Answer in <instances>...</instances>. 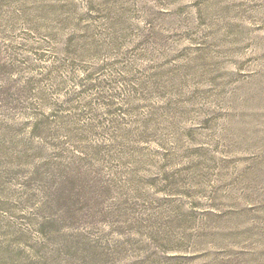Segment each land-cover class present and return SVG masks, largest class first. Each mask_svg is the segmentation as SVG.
Returning a JSON list of instances; mask_svg holds the SVG:
<instances>
[{"label": "rangeland", "instance_id": "1", "mask_svg": "<svg viewBox=\"0 0 264 264\" xmlns=\"http://www.w3.org/2000/svg\"><path fill=\"white\" fill-rule=\"evenodd\" d=\"M0 264H264V0H0Z\"/></svg>", "mask_w": 264, "mask_h": 264}, {"label": "trees", "instance_id": "2", "mask_svg": "<svg viewBox=\"0 0 264 264\" xmlns=\"http://www.w3.org/2000/svg\"><path fill=\"white\" fill-rule=\"evenodd\" d=\"M53 73L55 74L57 72L53 71ZM37 82L40 84V82L38 80H37ZM37 89H38L37 92H39V95H41V97L38 96L35 98V102L37 104V107L34 108V106H33L31 108V110L33 111L32 112L33 114L30 116L31 117L30 119L34 121L33 130H34L35 139H38V140H40L44 143H47V144L50 143L48 141L52 142V140L54 142L60 141L61 145L66 144V142L65 143H62V142L64 140L67 141V139H69V135L67 136L64 133L63 134L61 133L60 135H58L56 137V136H54V134H51L50 131L55 130V129L68 131L67 128L62 127L61 122L65 121V119L68 118V117H66V115H70V113H72L71 111L77 110V109H73V108L63 109L64 106H59V105L53 104L52 102H49V98H46V96H48V95H44L47 92L46 88L45 89L37 88ZM70 103H72V101L66 102L67 105H69ZM67 105H66V108H67ZM47 106L49 107L48 109H50V111H51L50 114H46L45 112H43V109L46 108ZM50 106H53L54 110H51ZM77 117H79V116H76L74 121H76V120L80 121V119ZM68 119H70V120H68ZM68 119H67V121H68L67 123H73V121L71 120L72 118H68ZM67 123H65V124H67ZM98 123H100V122H98ZM57 144H59V143H57ZM70 153H72V152H70ZM62 155H59L58 158H62ZM107 155L109 156L110 154H107ZM50 161L51 160H49L48 162H50ZM62 166H65V165L61 162V163H58L53 168L56 167L55 169H57V168L62 167ZM54 174H52V176L56 177ZM62 179H63V183H65L64 186L62 184L61 186L58 187L57 184L56 185L54 184L55 183L54 182L50 191H48L45 188L42 189L41 193H46L45 195L43 194L44 195L43 197L46 198V200L44 202V204H46V205H43L44 207H43L42 211H45V212L50 211L48 213V216L45 217V222H44L43 227H46V226L56 227L59 225H61L63 227V225H64L67 229H71L72 227L75 226L73 224L79 223V221L76 218V215H77L76 212L82 213L83 215L85 212H87V213L90 212V210L99 212L100 203H96V202H94L95 204H91L89 202H84L85 206H83L81 204V208L78 209V211H76L77 209L74 210L71 207H67L68 202L71 200L70 199L71 196H73V195L79 196L80 190H79V192H75L74 190H69L67 192V190H68L67 185L72 181V179L69 177H65V176H63ZM89 188H90V186L86 185L85 183L83 185H81V187H80V189H85V190H89ZM106 208H107V210H105L102 213V214H104L105 219L108 216L109 207H106ZM85 215L88 216L89 213L88 214L85 213ZM65 221H69L70 224L69 225L66 224ZM118 223H123V222H118ZM116 232L118 234H122L121 230H117ZM140 232L141 231H136V233H140ZM98 243H101V246L98 245V247H103L102 241L98 242Z\"/></svg>", "mask_w": 264, "mask_h": 264}]
</instances>
